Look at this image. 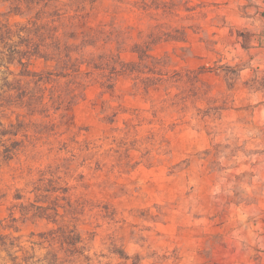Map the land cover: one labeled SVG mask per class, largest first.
Returning a JSON list of instances; mask_svg holds the SVG:
<instances>
[{
  "label": "rangeland",
  "instance_id": "rangeland-1",
  "mask_svg": "<svg viewBox=\"0 0 264 264\" xmlns=\"http://www.w3.org/2000/svg\"><path fill=\"white\" fill-rule=\"evenodd\" d=\"M176 1L186 39L152 51L173 60L164 82L90 83L72 132L36 136L37 153L23 129L19 155L5 160L12 137L0 135V264H264V0ZM8 6L0 0V19ZM28 114L0 106V131ZM37 185L60 188L55 223L33 216L46 204ZM66 226L83 255L57 240Z\"/></svg>",
  "mask_w": 264,
  "mask_h": 264
},
{
  "label": "trees",
  "instance_id": "trees-1",
  "mask_svg": "<svg viewBox=\"0 0 264 264\" xmlns=\"http://www.w3.org/2000/svg\"><path fill=\"white\" fill-rule=\"evenodd\" d=\"M7 1V18L0 19V106H23L31 119L23 123L18 117L10 125L11 130L0 131L3 137H12L9 146L3 145L5 160L19 155L24 141L18 136L23 129L25 138L45 137L47 142L52 136L71 133L75 127L72 109L92 82L111 90L117 77L127 73L141 79L147 87L164 82L173 60L168 54L157 57L152 51L162 42L186 39V28L173 25L174 18L181 20L176 0ZM140 10L143 15L139 23L129 24L124 15ZM12 16L24 22L12 23ZM123 52H131L135 58L125 61ZM38 60L52 63L53 68L32 69ZM12 66L20 67L19 71L12 70ZM174 77L178 82L184 81L180 71H175ZM38 140H31V152L37 153ZM59 189L34 187L32 192L46 204L32 205L33 216L55 217L54 223L62 218L57 204ZM68 205L72 208L70 201ZM57 232L62 247L83 255L85 246H79L83 238L75 227H62ZM3 239L6 238L0 237L1 242Z\"/></svg>",
  "mask_w": 264,
  "mask_h": 264
}]
</instances>
